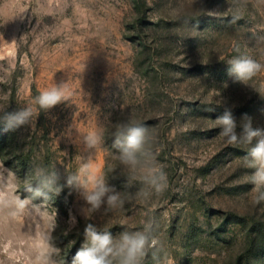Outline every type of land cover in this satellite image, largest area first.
I'll return each instance as SVG.
<instances>
[{
    "label": "rangeland",
    "instance_id": "374dc122",
    "mask_svg": "<svg viewBox=\"0 0 264 264\" xmlns=\"http://www.w3.org/2000/svg\"><path fill=\"white\" fill-rule=\"evenodd\" d=\"M235 56L264 63V0H0V115L36 112L14 131L0 122L3 190L29 201L15 219L0 211V264H39L48 237L54 264L71 263L88 223L116 240L146 234L143 264H264V203L245 159L255 140L227 145L215 123L228 109L238 134L245 115L264 129V71L241 82ZM61 83L69 101L39 109L35 97ZM122 125L147 128L135 166L115 143ZM37 168L56 172L58 195H34ZM78 170L123 206L86 212L67 184Z\"/></svg>",
    "mask_w": 264,
    "mask_h": 264
},
{
    "label": "clouds",
    "instance_id": "9594fccd",
    "mask_svg": "<svg viewBox=\"0 0 264 264\" xmlns=\"http://www.w3.org/2000/svg\"><path fill=\"white\" fill-rule=\"evenodd\" d=\"M239 51V48H235ZM230 65L229 72L234 74L241 82L252 80L259 73L264 71V63L246 56H235L228 61ZM72 96V89L68 83L59 85L53 84L51 87L42 90L36 97L35 103L39 109L49 110L56 105L69 101ZM221 103V102H220ZM36 115L33 107H25L14 113L0 115V122L5 124V130L14 131L30 122ZM216 126L219 128L218 135L224 138L227 145L237 146L239 144L252 145L245 155L249 161V169H252L250 183L253 191H258L255 203L257 205L264 203V129H254L251 124V118L243 117L242 133H237V123L231 110L226 109L221 116L215 119ZM147 128L144 125L121 126L117 133L116 145L122 147L121 161L124 164L135 166L137 163L136 153L139 152L145 142ZM123 138V144H121ZM89 147H94L99 142V137L90 134L85 137ZM82 166V169L86 168ZM81 169V170H82ZM10 173L9 169L0 165V211H5L10 218L22 216L28 209L29 201L27 198L16 197L10 200L3 190L7 187ZM33 175L36 180L34 195L49 198V194H59L62 191L61 185L57 183L59 177L55 171L46 172L43 168L34 169ZM161 178L166 180V174L161 172ZM69 186L83 189L84 200L89 208L86 212L99 211L103 205H107L105 211H111L117 207H122L124 201L119 193L107 186L102 179L93 176L91 178V187L88 182L82 180L81 171L78 170L67 179ZM31 187V186H30ZM166 185H160L159 191H163ZM35 207V206H34ZM76 223L75 217L70 215V224ZM84 241L81 247L75 252L71 264H143V260L148 255L150 242L148 236L143 232H124L118 240L113 238L110 231H101L92 224L85 225L83 230ZM49 240L50 251L43 253L38 258L39 264H54L52 257L59 255L60 249L56 248Z\"/></svg>",
    "mask_w": 264,
    "mask_h": 264
},
{
    "label": "trees",
    "instance_id": "16d2710c",
    "mask_svg": "<svg viewBox=\"0 0 264 264\" xmlns=\"http://www.w3.org/2000/svg\"><path fill=\"white\" fill-rule=\"evenodd\" d=\"M67 264H71L70 262H67Z\"/></svg>",
    "mask_w": 264,
    "mask_h": 264
}]
</instances>
